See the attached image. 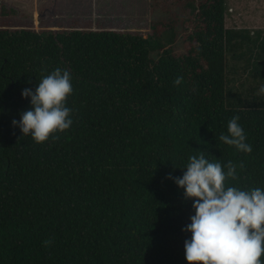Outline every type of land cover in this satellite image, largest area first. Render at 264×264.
Masks as SVG:
<instances>
[{
  "label": "trees",
  "instance_id": "16d2710c",
  "mask_svg": "<svg viewBox=\"0 0 264 264\" xmlns=\"http://www.w3.org/2000/svg\"><path fill=\"white\" fill-rule=\"evenodd\" d=\"M158 9L170 17L151 31L38 30L1 4L0 264H187L192 200L168 177L200 151L236 166L229 186L264 188V30L227 27L226 0ZM177 26L182 54L163 41ZM237 61L244 90L231 87ZM58 67L71 73L73 123L36 143L12 121L30 107L22 90ZM237 115L251 153L220 140Z\"/></svg>",
  "mask_w": 264,
  "mask_h": 264
},
{
  "label": "clouds",
  "instance_id": "9594fccd",
  "mask_svg": "<svg viewBox=\"0 0 264 264\" xmlns=\"http://www.w3.org/2000/svg\"><path fill=\"white\" fill-rule=\"evenodd\" d=\"M181 83L182 77L174 81L175 85ZM260 91L264 92V85ZM72 92L71 73L56 68L42 77L34 90H22L21 97L30 101V107L18 121H12L13 126L36 143L64 132L73 123L71 109L66 106ZM220 140L237 151H252L238 115L228 121L227 134ZM179 169H183L182 176L169 174L168 178L183 189L186 200H192L194 214L181 229L190 233L183 245L187 264H264V188L229 186L226 181L236 178V166L231 161L225 166L210 162L202 151Z\"/></svg>",
  "mask_w": 264,
  "mask_h": 264
},
{
  "label": "rangeland",
  "instance_id": "374dc122",
  "mask_svg": "<svg viewBox=\"0 0 264 264\" xmlns=\"http://www.w3.org/2000/svg\"><path fill=\"white\" fill-rule=\"evenodd\" d=\"M2 3L14 9L7 17L10 16L16 25L38 30L69 29L70 23L75 21L79 25L72 26L82 29L144 32L151 31L152 22L170 17L160 9L152 13V0H0V9ZM226 5L227 27L247 29L251 33L264 30V0H226ZM175 36L164 35L165 49L182 54L180 26H177ZM235 63L237 71L231 87L244 90L252 79L242 74L243 61Z\"/></svg>",
  "mask_w": 264,
  "mask_h": 264
},
{
  "label": "crops",
  "instance_id": "0c3cea01",
  "mask_svg": "<svg viewBox=\"0 0 264 264\" xmlns=\"http://www.w3.org/2000/svg\"><path fill=\"white\" fill-rule=\"evenodd\" d=\"M2 4H5V3H2ZM7 6V5H6ZM12 8V7H11Z\"/></svg>",
  "mask_w": 264,
  "mask_h": 264
}]
</instances>
